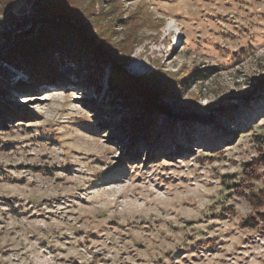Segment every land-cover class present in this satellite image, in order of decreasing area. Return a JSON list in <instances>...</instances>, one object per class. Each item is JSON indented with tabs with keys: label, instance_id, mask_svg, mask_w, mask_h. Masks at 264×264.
I'll return each mask as SVG.
<instances>
[{
	"label": "rangeland",
	"instance_id": "374dc122",
	"mask_svg": "<svg viewBox=\"0 0 264 264\" xmlns=\"http://www.w3.org/2000/svg\"><path fill=\"white\" fill-rule=\"evenodd\" d=\"M54 1L0 0V57L58 60L2 58L0 264H264V0H66L53 42Z\"/></svg>",
	"mask_w": 264,
	"mask_h": 264
},
{
	"label": "trees",
	"instance_id": "16d2710c",
	"mask_svg": "<svg viewBox=\"0 0 264 264\" xmlns=\"http://www.w3.org/2000/svg\"><path fill=\"white\" fill-rule=\"evenodd\" d=\"M68 7V3L66 0H55L53 3H51V7L46 9V7H42L40 4V7L42 9V12H39L38 16H41V20L38 19L39 23L41 24L42 27L40 29L41 35H45L47 34L49 37L54 38L55 36H57V32L60 33L61 29L65 28L68 30V32H75L78 33L77 31V24L75 19L73 18V13L71 14L69 12ZM36 17V18H37ZM37 22V21H36ZM71 23V24H69ZM38 24L36 26H38ZM74 24V25H73ZM37 35V34H36ZM36 35H31V37H34ZM60 39V38H59ZM57 40V38H54L55 42ZM84 40V39H83ZM53 42H49L48 43H53ZM85 42V41H84ZM86 43V42H85ZM87 44V43H86ZM30 40L28 39V35H17L14 38V44L11 45L12 47L10 48V58H6V57H0V114L1 112L5 111L7 108V101H6V96L10 93L11 91V87H10V78L3 72L2 68V60L9 62L12 64L13 60L15 59H19L17 65H14L16 67H35L36 65L39 64L40 60H43V62L45 64H53L55 65L56 62H58V60H53L49 57H47V54L49 55L51 53V49H53V46H49V45H45L44 47H31L30 46ZM43 47V49H42ZM65 48V47H63ZM93 48V47H92ZM40 49V50H38ZM57 48H54V50H56ZM59 49V48H58ZM95 51L99 52L100 54H103L102 49H100L99 47L94 48ZM91 54H95L94 52L91 51ZM45 59H49L48 61H46ZM60 63V61H59ZM50 67V66H49ZM53 67V66H52ZM32 68V67H31ZM41 71V70H40ZM39 71V72H40ZM53 71V70H52ZM42 72V71H41ZM51 73H55V72H51ZM50 73V74H51ZM50 74H48V76H50ZM46 75H42L39 77H34V81L40 80L41 78H44ZM3 79H6V84L4 85L3 83ZM41 81V80H40ZM35 84H38L35 83ZM111 88H112V96L114 100L120 99V100H126L128 99V91L127 86L132 84V77L129 76L128 74H125L124 72H121L119 70H116L114 75L112 76L111 79ZM23 86V87H22ZM15 87L18 90H25L30 92L33 87H29L26 88L24 86V83L21 82L20 80H18L17 83H15ZM134 91V90H133ZM151 98V97H149ZM147 101H150L149 99ZM150 105H153L152 102H147V104L144 106V109L147 110ZM143 109V111H144ZM152 126V125H151ZM142 128L143 124L141 126H137V128ZM150 127L147 126V128H145V130L142 128V130L139 129V132H144L146 130H148ZM146 133V132H145ZM145 135V134H143ZM140 136L142 137V135L140 134ZM145 138V137H144ZM144 138H142V140H144ZM133 158H135V155L133 156ZM254 198L252 199L253 202H256L257 206H263L264 205V189L257 195L254 194L253 196ZM261 214V213H260ZM264 221V214L260 215V218L257 217H252L251 219H249L247 221V224L249 225H254L256 224L257 220L258 221ZM253 222V223H251Z\"/></svg>",
	"mask_w": 264,
	"mask_h": 264
}]
</instances>
